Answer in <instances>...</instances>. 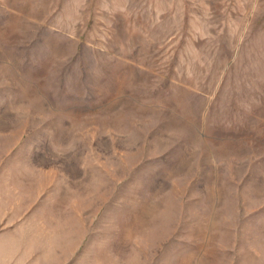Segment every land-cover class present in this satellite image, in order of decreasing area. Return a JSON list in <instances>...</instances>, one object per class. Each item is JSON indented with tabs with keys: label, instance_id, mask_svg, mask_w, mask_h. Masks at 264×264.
Masks as SVG:
<instances>
[{
	"label": "rangeland",
	"instance_id": "1",
	"mask_svg": "<svg viewBox=\"0 0 264 264\" xmlns=\"http://www.w3.org/2000/svg\"><path fill=\"white\" fill-rule=\"evenodd\" d=\"M0 264H264V0H0Z\"/></svg>",
	"mask_w": 264,
	"mask_h": 264
}]
</instances>
